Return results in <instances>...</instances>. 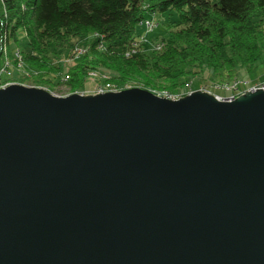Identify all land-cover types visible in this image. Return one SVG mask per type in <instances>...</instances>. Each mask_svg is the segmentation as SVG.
I'll return each instance as SVG.
<instances>
[{
	"label": "water",
	"instance_id": "obj_1",
	"mask_svg": "<svg viewBox=\"0 0 264 264\" xmlns=\"http://www.w3.org/2000/svg\"><path fill=\"white\" fill-rule=\"evenodd\" d=\"M0 264H264V91L0 89Z\"/></svg>",
	"mask_w": 264,
	"mask_h": 264
},
{
	"label": "trees",
	"instance_id": "obj_2",
	"mask_svg": "<svg viewBox=\"0 0 264 264\" xmlns=\"http://www.w3.org/2000/svg\"><path fill=\"white\" fill-rule=\"evenodd\" d=\"M1 10L5 22L0 31L15 42L17 32L28 34L33 45L29 48L39 56L31 59L34 67L45 66L48 48L70 49V39L92 36L71 74L73 81L97 66L114 69L121 77L124 71L130 75L141 70L144 78L176 80L179 68L174 60L167 64L166 58L190 61L196 44L214 64L237 61L249 74L262 55L258 42L264 40V0H0V23ZM158 13L175 18L169 22L162 52L126 59L137 29Z\"/></svg>",
	"mask_w": 264,
	"mask_h": 264
},
{
	"label": "rangeland",
	"instance_id": "obj_3",
	"mask_svg": "<svg viewBox=\"0 0 264 264\" xmlns=\"http://www.w3.org/2000/svg\"><path fill=\"white\" fill-rule=\"evenodd\" d=\"M1 13L2 16L5 14L2 10ZM149 18L150 16L147 17V19ZM173 20H175L174 15H159L158 13L154 19L148 21V27L142 22L143 25L136 32L134 39L136 43L133 42L132 47L133 52H127L125 58L128 59L136 53L150 55L151 58L153 54L161 53L164 46L163 39L169 31V22ZM4 22L3 16L0 25ZM261 30L264 34V29ZM4 35V32L0 31V68L7 63L11 78L5 79V76L0 73L2 76L0 89L8 87L9 84L19 85L42 90L54 97L64 98L73 94L92 96L99 91L116 93L136 88L148 91L154 96L166 97L171 100L179 99L195 91L208 93L214 98H224L226 93L220 91V87L225 84L236 81L264 82V40L258 42L261 43L262 55L257 63V69L252 74L247 73L243 64L237 61L228 64V66L214 64L212 60L200 53L202 47L197 48L196 44L197 52L190 61L180 63L175 58H171V60L166 58L167 64L174 60L173 63L179 68H177L179 73L176 80L162 77L158 80H153L150 77L144 78L141 76L144 75L141 70L130 75L124 71L121 77L114 69L97 66L88 69L83 77L73 81L71 74L77 67V63L86 54V47L91 43L92 36L70 39V42L74 44V47L70 49L48 48V60L45 66L34 67L31 59L37 54L29 48V45L31 47L33 45L28 34L22 31L17 32V42L12 37H8V41H5ZM25 51L27 54L23 53ZM16 53L19 58L15 56ZM37 57L39 58V56ZM227 75L229 77L225 79Z\"/></svg>",
	"mask_w": 264,
	"mask_h": 264
},
{
	"label": "built area",
	"instance_id": "obj_4",
	"mask_svg": "<svg viewBox=\"0 0 264 264\" xmlns=\"http://www.w3.org/2000/svg\"><path fill=\"white\" fill-rule=\"evenodd\" d=\"M154 17L155 16L152 15L149 19H146L145 21H143V24H145V25L147 24L146 26L148 27V23H149L148 21L154 19ZM6 38L7 37L5 36V38H4L5 41H7ZM15 56H17L19 58L17 53L15 54ZM15 56H14V58H15ZM8 67L9 66L7 65V63H5L0 68V73H1V75L5 76V79L11 78V72L8 71L9 70ZM1 75H0V79L2 78ZM9 85H11V84H9ZM9 85H7V86H9ZM258 89H261L262 91H264V82L263 81L262 82L261 81H257V82H253V81L252 82H248V81L231 82V83L225 84L222 87H220V91L225 92L226 97H224V98H217L216 97V99L219 101H224V100L230 101V99H233L234 97L242 94L245 91H255ZM98 93L102 94L103 92L99 91ZM164 98H166V97H164ZM166 99H170V98H166ZM176 99L177 98L171 99V100H176Z\"/></svg>",
	"mask_w": 264,
	"mask_h": 264
},
{
	"label": "bare ground",
	"instance_id": "obj_5",
	"mask_svg": "<svg viewBox=\"0 0 264 264\" xmlns=\"http://www.w3.org/2000/svg\"><path fill=\"white\" fill-rule=\"evenodd\" d=\"M135 43H136V42H134V44H135ZM129 52H133V48H131Z\"/></svg>",
	"mask_w": 264,
	"mask_h": 264
}]
</instances>
